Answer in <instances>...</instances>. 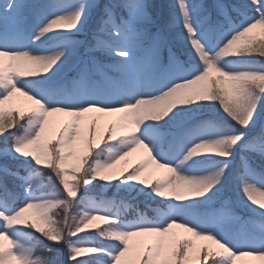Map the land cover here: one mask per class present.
Listing matches in <instances>:
<instances>
[{
  "label": "snow or ice",
  "instance_id": "6c2138e0",
  "mask_svg": "<svg viewBox=\"0 0 264 264\" xmlns=\"http://www.w3.org/2000/svg\"><path fill=\"white\" fill-rule=\"evenodd\" d=\"M154 7L0 0V264H264V0Z\"/></svg>",
  "mask_w": 264,
  "mask_h": 264
},
{
  "label": "rangeland",
  "instance_id": "374dc122",
  "mask_svg": "<svg viewBox=\"0 0 264 264\" xmlns=\"http://www.w3.org/2000/svg\"><path fill=\"white\" fill-rule=\"evenodd\" d=\"M262 30L257 28L253 30L252 35L255 38H259L261 35ZM28 106V102L25 100V98L23 97H14L12 100L6 102L5 104V109L6 110H11V109H17V110H23ZM95 114H86V120H85V125H89L92 122V116ZM116 114H107V115H103L101 114V118L97 121L98 125L100 127H105L108 123L112 122L115 119ZM68 117H66L64 114L62 113H53L50 117H49V125L46 127V132L49 134V138H54L55 133L59 130L60 127H62V125L67 122ZM145 157V153L143 149H137L136 152L130 154L128 157L125 158L124 161L119 162L115 168L113 169L114 171H119L121 168L126 167V166H130L134 163H136L139 159L144 158ZM149 169H153L154 165H149L148 166ZM164 172L163 169H157L155 170V172L152 175H148L145 178H147L149 180V182H152L155 177L157 175H162ZM96 190V189H95ZM112 191V192H117L120 194H124V195H128L127 193L123 192V191H118L115 188H110L107 190H102L100 188H97V191L99 192H104V191ZM90 196L92 197H96L94 194H92V192L89 193ZM129 196V195H128ZM133 196H135V194H133ZM228 195H226L225 197H227ZM132 197V196H130ZM114 199V197H109ZM135 198H139L144 200L143 196H135ZM238 210H242L243 208L241 207H235ZM30 219L33 218V211L29 210V213L26 214ZM244 217V216H243ZM247 218V216H245ZM179 237H184L186 235H189L187 233L184 232L183 229H174L173 230ZM153 237L151 236H141V237H137L134 238V242L138 243L140 245H145L147 243L152 242ZM201 243H204L203 241L200 240H196V244L199 245ZM44 254V253H41ZM45 255V254H44ZM237 264H262L261 261L256 260L255 258L252 257H239L237 258Z\"/></svg>",
  "mask_w": 264,
  "mask_h": 264
},
{
  "label": "trees",
  "instance_id": "16d2710c",
  "mask_svg": "<svg viewBox=\"0 0 264 264\" xmlns=\"http://www.w3.org/2000/svg\"><path fill=\"white\" fill-rule=\"evenodd\" d=\"M150 4H153L155 7L153 9V11L155 12V19L157 21V23L159 25H163L164 24V15L166 13L167 10V5L169 3H171V0H149ZM92 192H96L95 195L97 197H110V196H114L117 199H122L123 202H128L130 204H139L141 209H144V200L142 199H133L131 197H129L128 195H124V194H114L112 191H105V193H98L99 191L93 190ZM226 195H231V193H227ZM157 207V205L155 203L151 204V209H155ZM151 209L146 210V213L148 212L151 216L154 215V211H152ZM54 211H59L61 213V215L57 216L56 219L57 220H62V216H63V210L62 209H57ZM70 212L75 213V212H79L80 209L76 208V209H69ZM131 216H135L134 214L131 213V210H129V215L128 218ZM46 255V253H44Z\"/></svg>",
  "mask_w": 264,
  "mask_h": 264
}]
</instances>
